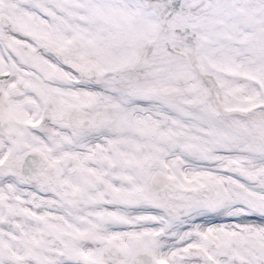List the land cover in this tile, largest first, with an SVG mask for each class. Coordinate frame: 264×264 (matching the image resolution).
<instances>
[{"label": "snow or ice", "instance_id": "snow-or-ice-1", "mask_svg": "<svg viewBox=\"0 0 264 264\" xmlns=\"http://www.w3.org/2000/svg\"><path fill=\"white\" fill-rule=\"evenodd\" d=\"M0 264H264V0H0Z\"/></svg>", "mask_w": 264, "mask_h": 264}]
</instances>
